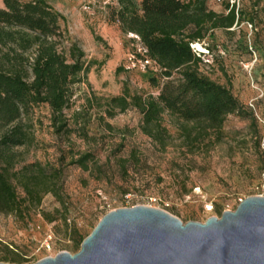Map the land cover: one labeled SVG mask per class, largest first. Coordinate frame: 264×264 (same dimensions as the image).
I'll return each mask as SVG.
<instances>
[{
    "label": "rangeland",
    "instance_id": "obj_1",
    "mask_svg": "<svg viewBox=\"0 0 264 264\" xmlns=\"http://www.w3.org/2000/svg\"><path fill=\"white\" fill-rule=\"evenodd\" d=\"M48 1L64 16L65 43L77 42L92 63L67 113L82 111L88 97L94 104L79 118L87 137L78 130L57 134L50 107L34 108L35 141L16 149L23 160L19 168L35 161L61 167L65 184L59 190L66 205L48 193L40 206L26 203L23 214L0 210V262L34 264L62 251L76 253L82 238L114 209L146 205L182 221L205 222L234 210L240 199L264 196V0H208L218 13L236 4L243 19L196 44L208 53L201 71L231 87L243 106L242 114L227 117L221 140L208 150L185 140L169 115L164 123L173 137L165 148L142 132L137 108L103 120L101 97L121 94L124 85L157 96L165 80L161 69L145 64L139 40L110 21L111 0ZM86 151H93L98 163L90 160L88 170L71 162Z\"/></svg>",
    "mask_w": 264,
    "mask_h": 264
},
{
    "label": "trees",
    "instance_id": "obj_2",
    "mask_svg": "<svg viewBox=\"0 0 264 264\" xmlns=\"http://www.w3.org/2000/svg\"><path fill=\"white\" fill-rule=\"evenodd\" d=\"M111 2L110 21L118 23L122 32L138 36L136 39L146 50L141 58L151 59L165 80L157 96L133 92L124 85L121 94L101 97L98 104L103 110V120L137 108L143 116L142 132L165 148L173 137L164 123L169 115L185 140L198 147L206 146L207 150L213 147L222 138L227 117L242 114L243 106L231 87L201 71L204 54L196 53L191 44L204 41L216 29H231L239 24L243 19L236 4H227V11L218 13L209 8L208 0ZM3 3L0 210L23 214L26 203L40 206L48 193H53L65 206L59 190L65 184L63 169L40 161L19 168L23 160L16 149L34 143V108L42 104L50 107L51 125L57 134L69 136L78 130L88 136L86 123L79 118L93 107V98L88 97L82 111H74L70 117L67 110L72 107L75 87L87 80L92 63L86 61L85 51L77 42L65 43L61 26L64 16L48 0H3ZM152 81L158 84L156 78ZM90 160L98 164L93 151L80 153L71 162L88 170Z\"/></svg>",
    "mask_w": 264,
    "mask_h": 264
},
{
    "label": "water",
    "instance_id": "obj_3",
    "mask_svg": "<svg viewBox=\"0 0 264 264\" xmlns=\"http://www.w3.org/2000/svg\"><path fill=\"white\" fill-rule=\"evenodd\" d=\"M34 264H264V196L247 197L205 222L146 205L114 209L78 252Z\"/></svg>",
    "mask_w": 264,
    "mask_h": 264
},
{
    "label": "built area",
    "instance_id": "obj_4",
    "mask_svg": "<svg viewBox=\"0 0 264 264\" xmlns=\"http://www.w3.org/2000/svg\"><path fill=\"white\" fill-rule=\"evenodd\" d=\"M219 1H221V0H219ZM131 34H132V33H131ZM132 35H134L136 38H138L137 35H135V34H132ZM197 43H198V42L192 43L191 46H192L193 50H194L196 53H198V54H204L203 57H204V61H205V57L207 56L208 53H206L205 51H203V50H201V49H198V47L196 46ZM145 52H146V50L142 47V53L144 54ZM142 60H143V62H144L145 64H147L148 66H149V65H153L152 60L149 59V58H147V57H145V58L142 59ZM240 201H242V199H240ZM213 208H214L213 204L207 205V209H208V210H212ZM50 238H51V236H50ZM46 246H47V247H50V242H49V240L46 241Z\"/></svg>",
    "mask_w": 264,
    "mask_h": 264
}]
</instances>
